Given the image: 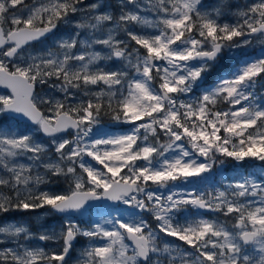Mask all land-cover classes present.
<instances>
[{
  "label": "snow or ice",
  "instance_id": "snow-or-ice-1",
  "mask_svg": "<svg viewBox=\"0 0 264 264\" xmlns=\"http://www.w3.org/2000/svg\"><path fill=\"white\" fill-rule=\"evenodd\" d=\"M118 3L115 14L103 0H0V89L9 93L0 117L35 126L0 124V214L63 216L39 233L0 226V245H15L0 247V264H264V167L222 187L184 188L228 159L264 165V54L205 87L225 56L264 46V0L234 12L223 0ZM36 42L46 47L34 51ZM105 118L131 127L109 132ZM49 177L70 180L69 191L44 190ZM90 201L132 211L84 226L72 217Z\"/></svg>",
  "mask_w": 264,
  "mask_h": 264
},
{
  "label": "rangeland",
  "instance_id": "rangeland-1",
  "mask_svg": "<svg viewBox=\"0 0 264 264\" xmlns=\"http://www.w3.org/2000/svg\"><path fill=\"white\" fill-rule=\"evenodd\" d=\"M26 2L30 4L32 0H26ZM86 2L91 3V2H95V0H86ZM220 2L221 0H205V3L207 4H217ZM223 2L228 4L229 6L231 5L230 12H234L238 6L245 3V0H223ZM247 2L252 3V0H247ZM103 3L107 9L111 10L115 14H119L120 8H119L118 0H103ZM229 18L235 19V17L231 14ZM226 19L228 18L224 16L223 20ZM133 27L135 31L137 32L141 31L140 28L135 26ZM59 31L61 33H71L73 30L69 27H62L61 29H59ZM45 47L46 45L37 42L34 45L33 50L41 51ZM262 54H264V46L259 44H253L247 46L246 48L234 50V52L225 56V58L222 59L220 62L227 61L228 63L226 68H229L231 72L236 68L237 63L239 61L249 58L254 59ZM114 63L118 66V62H114ZM212 85L213 83L211 82V80L205 81V87ZM48 91L49 90L47 89V86H44V92H48ZM257 92L261 95H264V89L259 88L257 89ZM2 94H8V93L4 91H0V95ZM56 95L59 96L60 94L56 93ZM0 122L3 126L9 127L11 130H15L18 133H26L32 131L35 128V126L19 123L16 120L6 121V118L4 117H0ZM130 127H131L130 125L115 124L111 120L104 121L103 123L104 130L115 133L127 131L130 129ZM36 135L42 142L44 143L48 142L49 138H45L42 133H37ZM49 155H53L54 157V152H50ZM243 163H245V165L238 164L234 160L228 159L226 160L225 164L214 166L213 171L211 173H207L203 177L191 178L190 183L188 185H185L184 188L186 190H191L194 185L200 188H204L206 186H212V185H215L216 187H222L224 183L238 179L239 178L238 173L241 172L253 173L256 174L258 177V174L262 168L259 162H258L259 164H257L256 166L250 164L247 160H245ZM41 171H43V169H41ZM49 178L52 182L50 184L43 185L42 187L44 190L52 191L58 194H64L67 191H69V184L71 183L70 180H68V182H66L65 184H61L60 182L57 183L54 180L55 177H49ZM115 208H122L126 211H132V209H128L127 206L124 205H118V204L101 205L92 209L81 211V213L73 214L72 218L74 221L79 222L84 226H87L90 222L103 218L106 212ZM49 213L50 210L47 208L38 209L35 211H22V210L10 211L5 214H0V226L9 223L26 224L27 226L30 227L33 233H39L40 231L43 230L55 229L59 225H61L63 221V216H58L55 213L53 214H49ZM203 215L209 218L220 217V214L218 213H209V214L203 213ZM145 219L149 220V222L152 223L153 225H155L156 223L150 215L145 214ZM220 219H230V218L220 217ZM165 239L170 240L173 243H182L179 241H175L171 237H166ZM29 243L32 245H39L41 247L48 249L49 251L57 250L59 247L57 244L53 242H41L39 240H32L29 241ZM86 243H87L86 239L82 237L75 242L73 250L71 252L73 261L79 255L81 248L84 247ZM4 246L14 247L15 245L12 243H8L7 245H0V247H4Z\"/></svg>",
  "mask_w": 264,
  "mask_h": 264
},
{
  "label": "trees",
  "instance_id": "trees-1",
  "mask_svg": "<svg viewBox=\"0 0 264 264\" xmlns=\"http://www.w3.org/2000/svg\"><path fill=\"white\" fill-rule=\"evenodd\" d=\"M252 2H253V0H252ZM230 8H231V5H230ZM230 10V9H229ZM229 16H230V14H228V15H225V17L226 18H228V19H226V20H224V21H226V22H232L233 20H234V18L232 19V18H229ZM227 61H223V62H220L216 67H214L212 70H211V72L208 74V78H207V81L208 80H211V82L214 84V82L220 77V76H222V75H228L229 73H230V70H229V68H226V66H227ZM229 73H228V72ZM259 89V88H258ZM107 120H110V119H108V118H105V120L104 121H107ZM1 123V122H0ZM250 164H252V165H257V164H259L257 161H253V160H247ZM243 165H245V163H243ZM261 165V164H260ZM262 167H264V165H261ZM57 183H61V184H65L66 182H68V179H66V178H63V177H55V179H54Z\"/></svg>",
  "mask_w": 264,
  "mask_h": 264
},
{
  "label": "water",
  "instance_id": "water-1",
  "mask_svg": "<svg viewBox=\"0 0 264 264\" xmlns=\"http://www.w3.org/2000/svg\"><path fill=\"white\" fill-rule=\"evenodd\" d=\"M36 43H37V42H36ZM0 91H5V92L8 93V91L5 90V89H0ZM10 117H11V116H10ZM15 119H17V120H19V121H21V122H23V123H27V124H30V125H31L30 122L26 121V119H21V118H19V117H16ZM32 126H34V125H32ZM45 138H47V137H45ZM89 204H90L91 206L89 207L88 205H86V206H85V210L92 209V208H95V207H98V206H101V205H114V203L111 202V201H95V202H91V201H90ZM85 210H81V211H85ZM204 213H206V212H204ZM55 214H56V213H55ZM56 215H58V216H62V214H56ZM70 255H71V253H70Z\"/></svg>",
  "mask_w": 264,
  "mask_h": 264
},
{
  "label": "flooded vegetation",
  "instance_id": "flooded-vegetation-1",
  "mask_svg": "<svg viewBox=\"0 0 264 264\" xmlns=\"http://www.w3.org/2000/svg\"><path fill=\"white\" fill-rule=\"evenodd\" d=\"M8 120H15V119H13V118H11V117H7L6 118V121H8ZM17 122H19V123H21L20 121H18V120H16ZM1 124V123H0ZM207 214H209V213H207Z\"/></svg>",
  "mask_w": 264,
  "mask_h": 264
}]
</instances>
